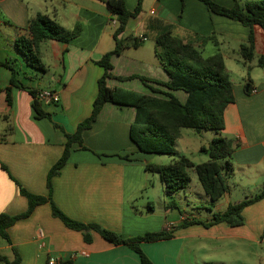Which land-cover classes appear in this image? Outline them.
<instances>
[{"label": "crops", "instance_id": "obj_1", "mask_svg": "<svg viewBox=\"0 0 264 264\" xmlns=\"http://www.w3.org/2000/svg\"><path fill=\"white\" fill-rule=\"evenodd\" d=\"M183 1L184 6L182 0H125L129 11L134 12L138 7L140 11L130 19L120 38L145 36L147 40L140 41L137 48L130 47L113 56L112 73L129 77L133 76L130 70L140 68L142 76L167 82L169 75L156 58L154 43L162 25L173 26L174 33L185 41L216 38L218 44H214L216 49L211 55L218 52L223 55L235 96V102L225 111V129L220 133L234 142L233 171L229 175L238 179L241 186L250 185L256 195L264 187V68L258 66V58L264 55V31L254 28L256 57L246 65L239 49L248 40L250 29L213 14L199 0ZM214 1L227 7L234 3L233 0ZM152 11L156 14L151 15ZM38 14L55 19L70 31L81 27L79 36L70 43L48 40L41 44L45 72L31 68L15 44L20 29L27 28L30 19ZM111 20L113 16L101 0H0V61H15L17 80L28 89L12 87L11 105L6 101L5 92L0 95V122L6 123L4 127L0 123V214L15 216L27 211L28 202L21 195L19 185L32 194L49 195L47 176L64 152L66 134H74L78 125L92 114L98 82L105 73L97 62L115 49V28ZM194 45L203 52L208 47V43ZM11 77V71L0 65V88L10 86ZM136 80L142 82L138 78L126 81L112 78L108 85L130 90L128 84ZM44 89L60 96L57 104L41 103L51 119L38 118L33 107L35 98L29 93L34 90L38 94ZM186 97L179 99L185 102ZM135 115L132 107L116 104L103 107L92 128L83 134L87 150L74 144L67 164L53 178L54 203L77 222L95 224L125 238L158 232L161 228L174 229L171 240L141 245L154 264H181L180 254L185 246L188 250L195 247L206 250V245L197 243V239L257 240L255 236L237 233L225 223L203 225L213 220L214 213L224 212L222 209L208 212L206 222L199 213L186 212L171 221L168 216L163 226L155 220V212H144L152 204V196H145L149 189H155L156 183L164 192L165 187L158 174L146 171V165L151 163L131 141L130 128ZM231 193L229 186V192L223 197L228 199L227 207L232 204ZM138 200L142 201L139 205L135 203ZM188 203L191 202L188 200ZM262 209L264 212V206ZM172 213L166 211V214ZM192 221L200 223L179 227ZM85 233L67 228L53 217L50 204H44L29 218L19 220L8 229L12 244L0 250L10 252L4 256L13 260L15 247L21 264H49L51 259L57 264L62 259H74L78 264H141L139 255L127 246L113 245L95 231H90L88 243ZM210 258L204 259L205 262ZM186 263L193 264L188 260ZM0 264L4 263L0 261Z\"/></svg>", "mask_w": 264, "mask_h": 264}, {"label": "trees", "instance_id": "obj_2", "mask_svg": "<svg viewBox=\"0 0 264 264\" xmlns=\"http://www.w3.org/2000/svg\"><path fill=\"white\" fill-rule=\"evenodd\" d=\"M104 1L118 23L114 32L115 49L106 53L97 64L105 69L104 75L98 82V96L93 104L91 116L78 125L74 134H66L67 142L64 152L58 162L51 168L47 176L48 196L35 195L20 187V193L27 199L28 209L19 215L0 214V236L11 245L8 229L19 220L29 218L35 209L44 204H50L52 215L60 219L67 228L75 231H86L84 238L91 242L90 231L99 233L105 240L116 246H127L139 255L141 264H154V262L143 251V243H155L167 241L174 238V229L163 228L159 232L146 233L134 238H125L111 230L104 229L95 224L85 225L69 218L52 200V180L60 174L61 169L67 164L73 145L78 144L82 149L84 146L83 134L92 128L97 121L103 107L106 104H116L123 107H132L136 115L130 128L131 141L137 146L141 153L156 155H174L171 146L182 137L183 129H192L201 134L204 131H214L220 134L225 129V111L235 102L233 82L226 69L225 60L221 53L205 57L203 51L194 44L208 42L218 44L216 38H199L198 41H185L174 33L171 25H162L154 37L155 54L160 66L169 75L167 82L152 80L144 76H114L112 57L120 55L127 48L139 46V39H122L120 36L125 32L130 19L135 18L140 7L134 12L128 10L125 0H101ZM216 15L223 16L241 23L250 29L248 40L240 46L239 55L243 62L248 65L256 57L254 28L260 27L264 31V0H233V5L227 7L214 0H199ZM183 6L184 1L182 0ZM112 21V20H111ZM20 36L15 44L24 55L27 64L38 71L45 72L46 68L41 60V44L48 40L61 43H70L80 34L81 27L76 26L73 30H67L55 19L38 14L30 19L27 28L20 29ZM15 61H0V65L9 69L12 73L10 86L5 89L6 101L12 103L11 90L17 87L22 90L28 89L17 80ZM258 66L264 68V55L258 58ZM120 81L140 79L151 91V94L108 85L109 79ZM153 85H156L154 87ZM186 93V101L182 102L174 92ZM250 87L248 92H250ZM29 93L35 98L33 107L38 118H49L51 115L42 109L41 102L37 99L34 90ZM234 142L227 137H216L208 146L200 148V152L206 154L208 161L195 164L189 158L182 156L173 160L168 165L147 164L146 171L158 174L165 187V192L172 197L176 193L186 190L192 179L190 170H194L199 182L210 198V211L229 192L227 174L233 171L232 155L234 153ZM128 159V158H124ZM6 170V169H5ZM12 178V177H11ZM264 200V187L254 197L243 200L237 204H231L224 212L214 213L213 220L203 223L211 227L225 223L230 227L245 225L244 210ZM170 206H175L171 201ZM148 208L153 211L152 204ZM200 222H185L182 226ZM177 227V228H179ZM14 259L9 260L0 254V261L4 264H21L18 250L13 247ZM59 264H78L74 259H62Z\"/></svg>", "mask_w": 264, "mask_h": 264}, {"label": "rangeland", "instance_id": "obj_3", "mask_svg": "<svg viewBox=\"0 0 264 264\" xmlns=\"http://www.w3.org/2000/svg\"><path fill=\"white\" fill-rule=\"evenodd\" d=\"M150 42H153L151 39ZM214 43L208 42V47L204 50L203 55L205 57L210 56L215 51ZM142 69H133L130 70V73L135 76H142ZM237 76H233L236 78ZM237 79V78H236ZM130 90L141 91L139 93L151 94V91L143 86V83L136 80L128 84ZM175 94L181 100L185 99L186 93L182 91H177ZM2 126L6 125L4 121L1 120ZM2 127V128H3ZM220 134H217L214 131H204L201 134L196 133L192 129H183L182 137L178 139L174 146H171V152L174 155H143L146 161H149L151 164L157 165H168L173 160H178L182 156L189 158L195 164L208 161L209 157L206 154L200 152V148L203 146H208L210 142L219 137ZM190 176L192 182L189 185V189L186 191H180L176 193L173 198L168 197L164 192L163 188L159 186V183H156L155 189H149V193H146L145 196H152V206L153 211L148 208V205L143 209L144 212H155L154 218L156 221H160L162 226L166 223V217L168 221L171 219H179L180 214H185L186 212L199 213L200 218L203 222H206L205 216L208 212H211L210 208V198L203 190L198 176L194 170H190ZM227 176V182L231 187V201L232 204L236 202L243 201L255 196L251 191V186H241L238 184V179H235L233 175ZM187 196V197H186ZM186 197V198H185ZM188 200L191 202L188 203ZM175 202V206H170L169 203ZM228 199H221L218 202V208L213 209L217 211L222 209L225 211L227 208ZM147 202V200H146ZM137 205L141 204L142 201L138 200L135 202ZM264 203H255L248 209L247 212H243L245 218V225L240 227H233L237 230V233L242 235L257 237V240H249L245 238H225L219 239L217 241L209 239L202 240L197 239L196 242L205 244L206 250L200 249L197 247L194 249L188 250L187 246L184 247L183 251L180 254L181 264H187L186 260L192 261L193 264H264V212H262V207ZM167 212H173L171 215L166 214ZM161 226V227H162ZM178 227V226H177ZM230 227V226H229ZM163 228H161L162 230ZM160 230V231H161ZM159 232V231H158ZM8 243L0 236V247L7 245ZM216 246L217 249L213 250L212 247ZM209 249H211L209 251ZM0 253L3 255H10V252L6 250H0ZM211 257L207 260V263L204 259Z\"/></svg>", "mask_w": 264, "mask_h": 264}, {"label": "built area", "instance_id": "obj_4", "mask_svg": "<svg viewBox=\"0 0 264 264\" xmlns=\"http://www.w3.org/2000/svg\"><path fill=\"white\" fill-rule=\"evenodd\" d=\"M156 12L152 11L151 15H155ZM111 24L114 28L117 27L118 23L117 21L114 19L111 21ZM137 39H139V41L143 42L146 41L147 38L145 36H140ZM253 93L256 92V90L254 89L252 91ZM37 99L38 101H40L41 103H52V104H57L60 102V96L57 92L49 90V89H44L39 91L38 95H37ZM49 264H57L55 260L51 259Z\"/></svg>", "mask_w": 264, "mask_h": 264}]
</instances>
